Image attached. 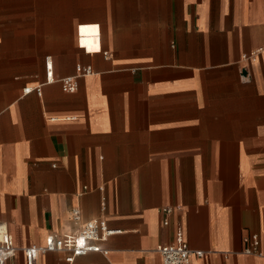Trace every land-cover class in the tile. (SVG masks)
<instances>
[{
  "label": "crops",
  "instance_id": "0c3cea01",
  "mask_svg": "<svg viewBox=\"0 0 264 264\" xmlns=\"http://www.w3.org/2000/svg\"><path fill=\"white\" fill-rule=\"evenodd\" d=\"M60 1L0 0V222L18 248L8 264H27L23 249L50 234L70 246L75 207L117 232L100 243L109 254L45 252L35 264H163L158 247L183 242L204 252L191 264H264V0H119L168 18L161 62L74 41L61 53V32L100 30L77 19V0L62 13ZM79 75L74 93L59 81ZM254 235L259 254H248Z\"/></svg>",
  "mask_w": 264,
  "mask_h": 264
},
{
  "label": "rangeland",
  "instance_id": "374dc122",
  "mask_svg": "<svg viewBox=\"0 0 264 264\" xmlns=\"http://www.w3.org/2000/svg\"><path fill=\"white\" fill-rule=\"evenodd\" d=\"M104 2L91 1V8H85L84 1H76L77 19L93 22L99 25L100 32L79 33L78 23L74 33L61 32L60 51L67 52V44L75 42L78 51L82 46L94 50H114L112 56L118 55L127 58H139L149 55H157V61H163V48L167 35L165 23L168 21L164 16H145L139 11H121L122 3L119 0H109L106 11L103 6H97ZM136 5L138 1H127L125 4ZM66 1H60L61 13L66 11ZM86 4H88L86 2ZM124 4V5H125ZM91 6V5H90ZM114 9V11H111ZM82 50V51H83ZM85 52V51H84ZM86 53H89L88 51ZM108 54V55H110Z\"/></svg>",
  "mask_w": 264,
  "mask_h": 264
},
{
  "label": "built area",
  "instance_id": "2783aa9c",
  "mask_svg": "<svg viewBox=\"0 0 264 264\" xmlns=\"http://www.w3.org/2000/svg\"><path fill=\"white\" fill-rule=\"evenodd\" d=\"M258 53L250 56H244L248 61L256 59ZM112 57V55H108ZM52 58H47V71L49 79L54 80ZM92 72V68L88 67L86 74ZM79 76H67L61 78L59 81L63 88L74 93L79 87ZM52 80V81H53ZM31 88L25 89L29 92ZM174 209L166 207L162 210L163 213L170 215ZM70 219L74 224L73 231L70 235L72 244L66 245L65 239L59 234H50L46 243L43 246H32L24 248L27 259V264H35L39 255L45 252H63L70 256L71 260H75L79 256H84L92 252H100L105 255L109 254V250L102 248L101 242L108 240L116 231L109 228L107 222L103 218H95L91 220H84L81 209L75 207L70 212ZM169 224V220L164 222ZM245 242L249 244L246 249L248 254H259L257 252L260 241L257 235L250 238H245ZM17 246L13 234L10 232L7 224L0 222V264H8L17 253ZM158 252L162 257L163 264H191L194 256L202 257L204 252L194 250L189 247L187 243H179L174 245H162L158 247Z\"/></svg>",
  "mask_w": 264,
  "mask_h": 264
},
{
  "label": "water",
  "instance_id": "95a60500",
  "mask_svg": "<svg viewBox=\"0 0 264 264\" xmlns=\"http://www.w3.org/2000/svg\"><path fill=\"white\" fill-rule=\"evenodd\" d=\"M244 72H246V70Z\"/></svg>",
  "mask_w": 264,
  "mask_h": 264
}]
</instances>
